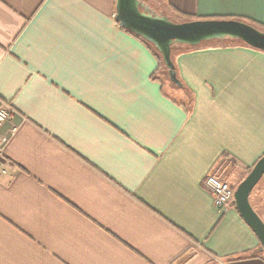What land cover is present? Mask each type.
I'll return each mask as SVG.
<instances>
[{
    "label": "crops",
    "instance_id": "crops-1",
    "mask_svg": "<svg viewBox=\"0 0 264 264\" xmlns=\"http://www.w3.org/2000/svg\"><path fill=\"white\" fill-rule=\"evenodd\" d=\"M116 3L0 0V110L14 111L0 264H264L235 204L218 210L204 184L215 173L237 188L264 156V52L177 51L174 97ZM156 11L264 27V0ZM255 198L264 221V185Z\"/></svg>",
    "mask_w": 264,
    "mask_h": 264
},
{
    "label": "water",
    "instance_id": "water-1",
    "mask_svg": "<svg viewBox=\"0 0 264 264\" xmlns=\"http://www.w3.org/2000/svg\"><path fill=\"white\" fill-rule=\"evenodd\" d=\"M116 21L119 26L150 42L162 54L169 80L183 88L172 57L174 44L199 46L204 42L238 40L264 52V32L237 20H197L174 22L168 16L157 14L141 0H117ZM264 177V156L250 174L237 186L234 193L235 207L243 220L258 237L264 252V221L254 210L251 196Z\"/></svg>",
    "mask_w": 264,
    "mask_h": 264
},
{
    "label": "built area",
    "instance_id": "built-area-1",
    "mask_svg": "<svg viewBox=\"0 0 264 264\" xmlns=\"http://www.w3.org/2000/svg\"><path fill=\"white\" fill-rule=\"evenodd\" d=\"M13 110L2 109L0 110V178L7 174V172L2 168L3 149L9 142V138L1 134V129L4 124L11 118ZM204 184L206 188L210 191L214 199L215 207L220 210H226L230 205L235 204L234 193L235 189L225 178L218 176L215 173H210L205 178Z\"/></svg>",
    "mask_w": 264,
    "mask_h": 264
},
{
    "label": "trees",
    "instance_id": "trees-1",
    "mask_svg": "<svg viewBox=\"0 0 264 264\" xmlns=\"http://www.w3.org/2000/svg\"><path fill=\"white\" fill-rule=\"evenodd\" d=\"M170 19H172L171 17H169ZM173 20V19H172ZM207 20V19H206ZM212 20V19H210ZM222 20V19H220ZM228 20V19H227ZM175 22V20H173ZM188 21H194L193 18H189V17H184V20L182 22H188ZM237 21H241V22H245L251 26H254L256 27L257 29L261 30L264 32V27L260 24H257L255 22H252V21H248V20H237ZM180 23V22H179ZM123 29V28H122ZM125 30V29H123ZM127 31V30H125ZM128 33L132 34V35H135L129 31H127ZM137 36V35H135ZM139 39H141L143 42H145L150 48H152V50L154 51L155 55L158 57V60L160 62V69L163 70V72L165 71V73L167 74L168 76V72H167V69L165 67V64H164V61H163V56L162 54L155 48V46L153 44H151L150 42L146 41L145 39L141 38L140 36H137ZM215 43H223L222 46L224 47H235V46H247L246 44H244L243 42L241 41H238V40H232V39H229V40H222V41H210V42H204L201 44V46L203 45H210V44H215ZM227 45H224L226 44ZM229 43V44H228ZM230 45V46H229ZM219 46V45H218ZM218 46H215V47H218ZM199 46H187V45H178V44H174L173 47H172V57H173V54L177 51H189V50H195V49H200L198 48ZM220 47V46H219ZM249 47V46H247ZM169 78V76H168ZM171 83V81H169ZM172 84V83H171ZM173 85V84H172ZM174 86V85H173Z\"/></svg>",
    "mask_w": 264,
    "mask_h": 264
},
{
    "label": "rangeland",
    "instance_id": "rangeland-1",
    "mask_svg": "<svg viewBox=\"0 0 264 264\" xmlns=\"http://www.w3.org/2000/svg\"><path fill=\"white\" fill-rule=\"evenodd\" d=\"M144 1V3L145 4H148L153 10H156L157 8H158V6H159V4H160V2H161V0H143ZM157 14H158V12H157ZM222 44L223 43H221V44H219V43H215V44H210V45H203V46H201V45H199V47L198 48H208V47H215V46H220V47H224V46H222ZM229 44V43H228ZM224 45H227V43L226 44H224ZM218 46V47H219ZM230 46V45H229ZM163 80H164V82L166 83V85H168L169 87V89H168V91L170 92V94L171 95H173L174 97H178V93L180 92L179 91V89L177 88V87H175V86H173L170 82H169V78H168V76H167V74L165 73V71H164V76H163ZM10 120V119H9ZM230 183H233V182H230ZM263 186L264 185V178L260 181V183L258 184V186L255 188V190L253 191V193H252V196H251V204H255V196H256V194H257V192H258V189L260 188V186ZM255 198V199H254ZM252 205V206H253ZM255 210V209H254Z\"/></svg>",
    "mask_w": 264,
    "mask_h": 264
},
{
    "label": "flooded vegetation",
    "instance_id": "flooded-vegetation-1",
    "mask_svg": "<svg viewBox=\"0 0 264 264\" xmlns=\"http://www.w3.org/2000/svg\"><path fill=\"white\" fill-rule=\"evenodd\" d=\"M141 1H143V0H141ZM156 11V10H155ZM157 12V11H156ZM159 14H160V12H158Z\"/></svg>",
    "mask_w": 264,
    "mask_h": 264
}]
</instances>
